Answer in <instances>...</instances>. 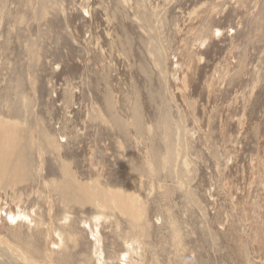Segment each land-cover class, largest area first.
Wrapping results in <instances>:
<instances>
[{"label":"rangeland","instance_id":"1","mask_svg":"<svg viewBox=\"0 0 264 264\" xmlns=\"http://www.w3.org/2000/svg\"><path fill=\"white\" fill-rule=\"evenodd\" d=\"M0 156V264H264V0H0Z\"/></svg>","mask_w":264,"mask_h":264},{"label":"bare ground","instance_id":"2","mask_svg":"<svg viewBox=\"0 0 264 264\" xmlns=\"http://www.w3.org/2000/svg\"><path fill=\"white\" fill-rule=\"evenodd\" d=\"M3 128V127H2ZM12 138H13V136H12ZM1 157V156H0ZM12 216V215H11ZM12 217H14V215L12 216Z\"/></svg>","mask_w":264,"mask_h":264}]
</instances>
